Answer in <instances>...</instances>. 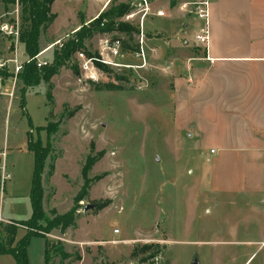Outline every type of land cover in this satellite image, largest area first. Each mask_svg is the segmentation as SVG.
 Returning <instances> with one entry per match:
<instances>
[{
    "label": "rangeland",
    "instance_id": "374dc122",
    "mask_svg": "<svg viewBox=\"0 0 264 264\" xmlns=\"http://www.w3.org/2000/svg\"><path fill=\"white\" fill-rule=\"evenodd\" d=\"M146 1L152 12L163 9L166 13L162 18L148 15L144 21L146 66L137 57L140 28L132 42L117 32L98 33L86 41L87 50L99 55L102 38H121L123 67L99 69L102 73L97 74L85 72L75 56L72 62L79 70L75 65L62 66L50 81L35 85L25 86L21 79L14 82L10 76L0 75V161L5 153L11 174L0 194V222L25 221L32 215L34 154L27 145L31 138L52 145L43 174V206L48 215L52 209L63 214L74 206L84 184L86 160L89 156L94 160L88 173L91 186L76 205V227L65 234L54 230L48 236L51 241H61L69 254L64 260L55 256L54 264H191L195 256L200 264H264V126L258 129L261 140L253 145L260 157L248 168V179L238 176L236 183L228 182L230 172L242 170L237 162L217 163L212 170L207 157L224 158L225 147H231L237 156H249L252 144L213 143L202 151L195 137L179 129L173 70L181 69L191 52L199 49L183 44L187 35L180 29L188 18L179 12L181 0ZM97 2L55 0L52 11L57 17L40 38L41 51L53 46L41 59L51 61L59 47L55 43L72 38L83 22L98 18L107 3L104 11L121 2L139 9L143 0ZM13 9V4L6 8L0 0V26L13 17L7 15ZM260 18V27L229 24L216 39L214 35L213 44H228L227 54L264 56V11ZM189 22L185 32L193 44L201 23ZM168 40L176 42L174 50L165 43ZM11 46V38L0 30V58L13 55ZM130 46L136 51L131 52ZM22 50L25 55V47L19 43ZM242 66L245 64L239 68ZM91 73L96 80L90 79ZM261 74L258 113L242 114H255L259 125H264V72ZM230 121L239 124L241 118L230 115ZM49 122L59 123L50 138L43 129ZM211 148L216 155H210ZM53 160L55 172L48 177ZM233 186L237 190L230 189ZM89 204L94 207L85 210ZM23 234L21 230L20 236ZM45 248L43 238L33 237L28 246L29 264H46ZM0 264L16 261L11 255H0Z\"/></svg>",
    "mask_w": 264,
    "mask_h": 264
},
{
    "label": "crops",
    "instance_id": "0c3cea01",
    "mask_svg": "<svg viewBox=\"0 0 264 264\" xmlns=\"http://www.w3.org/2000/svg\"><path fill=\"white\" fill-rule=\"evenodd\" d=\"M97 1L100 5L103 0ZM182 1L184 0H181L179 5ZM263 1L212 0L210 17L211 38L208 49L198 45L195 39L193 44H190V37L185 31L189 28V19H197L179 10L185 18H188L185 27L180 29V32L187 35V39L183 44L185 47L194 46L199 50L194 53L191 52L192 55L187 57L185 63L181 60L184 63L181 65V69L173 68L175 74L176 122L181 131L186 132V134L189 133L191 137L197 139V144L200 145L199 150L202 151L206 150L207 145L213 143H221L223 145L237 144V142L252 144L250 145L249 156H237V153L234 154L235 151L231 147H225L222 149V151L226 152L224 158L216 160L212 156L207 157V161L213 163V171L216 170L217 163L226 164L229 162L228 165H230L237 162L238 166L242 168L240 173L234 170L233 173L230 172V175L226 174L228 182L231 183H236L238 176H240V179H248V168L254 167L260 157L258 147L253 145L258 144L261 140L258 129L264 126L259 125L258 118L255 115L258 113L257 109L261 106L258 93V77H261V73L264 72V56L227 54L226 50L230 48L229 45L224 42L223 45L220 44L217 47L213 44V37L215 35L216 39L217 33L225 32L229 24L260 27L263 22L260 18L261 12L264 11ZM105 7L100 10V13L106 9ZM165 43L171 46V50L176 48L174 40H168ZM21 53L24 55L23 50ZM243 64L245 66L239 68V65ZM245 112H251L252 114L255 112V114L253 117H247L242 114ZM230 115L240 116L241 121L239 124L237 122L234 125L230 121ZM219 121L224 122V125L219 126ZM216 154L217 151L211 148L210 155ZM226 169H228V166ZM253 188L255 190L258 189L256 185ZM230 189L237 190L234 186ZM0 216L3 217L1 212ZM7 220L15 221L13 219ZM4 221L3 223H7Z\"/></svg>",
    "mask_w": 264,
    "mask_h": 264
},
{
    "label": "trees",
    "instance_id": "16d2710c",
    "mask_svg": "<svg viewBox=\"0 0 264 264\" xmlns=\"http://www.w3.org/2000/svg\"><path fill=\"white\" fill-rule=\"evenodd\" d=\"M16 0H4L6 8L8 5L15 3ZM55 0H19L21 6V29L20 43L25 47V55L29 58L37 56L41 52L40 38L41 33L53 24L57 15L52 11ZM136 6L130 2H121L114 4L110 9L100 13L98 18L89 24L85 22L74 33V36L63 43V46L54 50L53 59L42 67L37 66L36 60L26 62L23 70L18 75L25 86L38 84L41 80L50 81L56 75L62 66L73 63L76 53L84 51L89 57H98V53H91L87 50L86 41L93 38L95 34L105 33H121L128 36L132 42L135 35L140 33L136 24H131L118 20L123 18L127 13L135 9ZM106 19L103 27L100 24ZM108 19V20H107ZM12 42L11 49L13 50ZM131 52H135L136 48L130 46ZM96 65L102 69L110 71V68L101 62L96 61ZM0 75L11 76L7 70H0ZM47 98L52 101L50 91L47 92ZM30 125L32 124L29 119ZM58 122H49L43 129L46 131L48 138L58 130ZM30 135V134H29ZM28 149L34 154V174L30 192V200L32 205V215L25 221H8L0 222V255H11L14 257L16 264H29L28 246L33 237L43 238L45 240V263L54 264L55 256L61 259L69 257L65 251L61 241H51L49 235L54 230H58L61 234H65L68 229L76 227L78 214L76 213V205L87 195V191L91 186V180L88 178L89 170L94 163L91 156L86 160L82 170L84 184L74 199V206L66 213L60 214L57 209H52L48 215L44 209V189L43 174L45 173L47 160L51 157L52 145L48 141L43 145L40 140L33 142L31 138L28 140ZM55 172L54 160L49 164L47 171L48 177H52ZM24 234L20 236V231Z\"/></svg>",
    "mask_w": 264,
    "mask_h": 264
},
{
    "label": "built area",
    "instance_id": "2783aa9c",
    "mask_svg": "<svg viewBox=\"0 0 264 264\" xmlns=\"http://www.w3.org/2000/svg\"><path fill=\"white\" fill-rule=\"evenodd\" d=\"M141 7L135 8L129 13H127L121 21L136 24L140 30V45L141 51L137 52V57L143 58L142 67L147 65L144 46L146 44L145 37L143 34L144 21L148 15H154L157 17H165L166 13L163 9H158L155 12H152L150 4L143 0ZM211 5L212 0H184L179 5V10L184 12L187 15H192L194 18L200 21L201 25L199 26L196 34L194 36L195 42L208 49L211 38L210 30V17H211ZM14 9L7 12V15H13L10 19L4 21L1 26V32L11 38L14 43V50L12 51V56L10 58H0V70L9 71L12 75L10 76L14 82L18 80V75L23 70L24 64L32 60H36L37 66L42 67L43 65L48 64L50 61L41 59V55L50 49L52 46L47 48L44 51H41L37 56L29 58L28 56L23 55L19 51L20 43V29H21V6L19 0H16L14 3ZM141 14L140 17L138 15ZM106 20L100 24L101 27L104 26ZM55 44H58L59 47L63 46L61 40L57 41ZM122 40L119 37H110L106 36L101 40V48L98 57H89L84 51H79L76 53V58L80 62L82 70L86 71H95L97 74L101 69L96 65V61L101 62L102 64L108 67H123L122 64ZM132 67V66H131ZM100 69V70H99ZM102 73V71H100ZM90 79L96 80V76L91 73ZM11 178V174L7 170V165L5 162V153H2V160L0 161V194L2 195L6 182ZM0 195V196H1ZM50 236V235H49Z\"/></svg>",
    "mask_w": 264,
    "mask_h": 264
},
{
    "label": "water",
    "instance_id": "95a60500",
    "mask_svg": "<svg viewBox=\"0 0 264 264\" xmlns=\"http://www.w3.org/2000/svg\"><path fill=\"white\" fill-rule=\"evenodd\" d=\"M94 207V205H87L86 207H85V210H89V209H92ZM191 264H200V262H199V260H198V257H194L193 258V261H192V263Z\"/></svg>",
    "mask_w": 264,
    "mask_h": 264
}]
</instances>
